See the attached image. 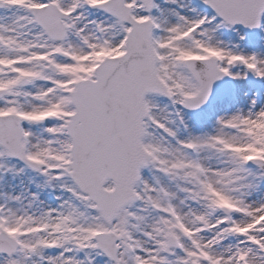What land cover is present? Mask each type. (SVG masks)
<instances>
[{
	"label": "snow or ice",
	"instance_id": "1",
	"mask_svg": "<svg viewBox=\"0 0 264 264\" xmlns=\"http://www.w3.org/2000/svg\"><path fill=\"white\" fill-rule=\"evenodd\" d=\"M0 264H264V0H0Z\"/></svg>",
	"mask_w": 264,
	"mask_h": 264
}]
</instances>
